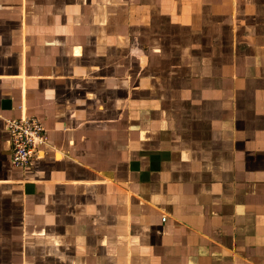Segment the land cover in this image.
Instances as JSON below:
<instances>
[{"label":"crops","instance_id":"1","mask_svg":"<svg viewBox=\"0 0 264 264\" xmlns=\"http://www.w3.org/2000/svg\"><path fill=\"white\" fill-rule=\"evenodd\" d=\"M0 264H264V0H0Z\"/></svg>","mask_w":264,"mask_h":264},{"label":"built area","instance_id":"2","mask_svg":"<svg viewBox=\"0 0 264 264\" xmlns=\"http://www.w3.org/2000/svg\"><path fill=\"white\" fill-rule=\"evenodd\" d=\"M5 129L11 143V163L15 168H27L40 157L41 146L47 137L41 121L34 116L9 119ZM165 220V218H164Z\"/></svg>","mask_w":264,"mask_h":264}]
</instances>
